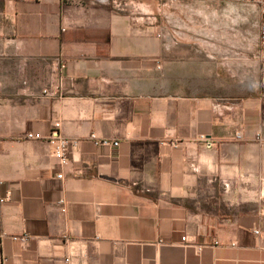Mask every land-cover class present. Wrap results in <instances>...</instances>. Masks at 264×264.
Here are the masks:
<instances>
[{
	"label": "crops",
	"instance_id": "crops-1",
	"mask_svg": "<svg viewBox=\"0 0 264 264\" xmlns=\"http://www.w3.org/2000/svg\"><path fill=\"white\" fill-rule=\"evenodd\" d=\"M124 1L0 0V264H264V70Z\"/></svg>",
	"mask_w": 264,
	"mask_h": 264
},
{
	"label": "rangeland",
	"instance_id": "rangeland-1",
	"mask_svg": "<svg viewBox=\"0 0 264 264\" xmlns=\"http://www.w3.org/2000/svg\"><path fill=\"white\" fill-rule=\"evenodd\" d=\"M148 1L150 10L161 14L164 19L161 22L167 26L171 23L177 24L179 18L186 13L188 18L201 17L205 28L218 30L216 35L198 37L208 45L206 51L210 54H216L222 61L228 56L231 59L235 58L236 64H242L245 61L243 59V54H245L254 74L264 70V46L260 43L262 19L255 5L247 3L212 5L206 2L191 1L173 7L159 6L156 1ZM129 2L125 0L124 4ZM233 53L236 54L235 57L231 56Z\"/></svg>",
	"mask_w": 264,
	"mask_h": 264
},
{
	"label": "built area",
	"instance_id": "built-area-1",
	"mask_svg": "<svg viewBox=\"0 0 264 264\" xmlns=\"http://www.w3.org/2000/svg\"><path fill=\"white\" fill-rule=\"evenodd\" d=\"M158 1H161V0H158ZM193 1L206 2L212 5H221L225 3H247V4L255 5L259 10L261 19H262L261 26H260V43L262 46H264V0H193ZM44 94L49 95L50 92L48 90H45ZM59 127L60 125L56 123L54 132L52 133L50 137L47 138L46 141L52 147L54 156L57 159L58 163L60 165H67L69 163V155L72 149L76 146L77 142L61 135L58 131ZM239 137H241L240 134H239ZM27 138L41 140L39 137H35L33 134H28ZM200 138L202 141L206 142L207 148H212L213 145L206 141L205 136H201ZM99 144L104 145V146H109V145L118 146L119 145L118 142L111 143L108 140H101L99 141ZM57 177L58 179H63L64 176L63 174H59ZM5 202L6 201L4 199L0 200L1 204ZM60 205L62 207V211L66 212L65 201H60ZM256 233L258 234L259 232H256ZM22 241L27 242V239H22ZM186 241H187V237H183V242H186Z\"/></svg>",
	"mask_w": 264,
	"mask_h": 264
}]
</instances>
